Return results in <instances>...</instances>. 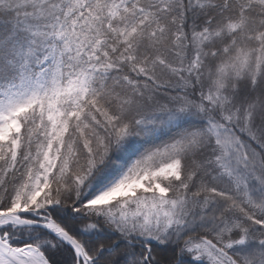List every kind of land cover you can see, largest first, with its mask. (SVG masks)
Masks as SVG:
<instances>
[{
    "label": "snow or ice",
    "instance_id": "obj_1",
    "mask_svg": "<svg viewBox=\"0 0 264 264\" xmlns=\"http://www.w3.org/2000/svg\"><path fill=\"white\" fill-rule=\"evenodd\" d=\"M0 264H264V0H0Z\"/></svg>",
    "mask_w": 264,
    "mask_h": 264
}]
</instances>
